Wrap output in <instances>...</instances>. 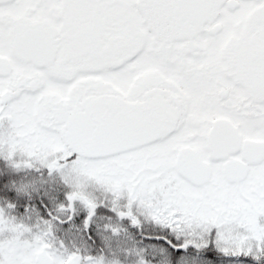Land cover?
I'll return each mask as SVG.
<instances>
[{"label":"snow or ice","instance_id":"snow-or-ice-1","mask_svg":"<svg viewBox=\"0 0 264 264\" xmlns=\"http://www.w3.org/2000/svg\"><path fill=\"white\" fill-rule=\"evenodd\" d=\"M4 149L74 175L85 227L92 181L194 237L158 264L213 247L259 264L264 0H0ZM29 232L0 211V264H82Z\"/></svg>","mask_w":264,"mask_h":264},{"label":"trees","instance_id":"trees-1","mask_svg":"<svg viewBox=\"0 0 264 264\" xmlns=\"http://www.w3.org/2000/svg\"><path fill=\"white\" fill-rule=\"evenodd\" d=\"M18 174L14 171L12 167H7L3 164L2 160H0V205L4 208L6 205L11 207L12 211L16 218L22 219V215L24 213L25 206L36 207L37 209H45L46 207L53 208L55 204H63L65 207L64 200H67V197H62L63 193H58L55 200L62 202L56 203L51 196H55L50 193L49 188L47 192H38V193H24L19 191L16 188V184L21 180ZM67 194V193H64ZM94 202L96 204L95 210L97 213H109L111 207L117 208L116 204H113L110 201V198L107 197L100 190H93L92 193ZM79 201V200H78ZM79 203H81L79 201ZM82 204V203H81ZM67 208H75L72 204L71 207L69 205ZM82 208L85 212H89V210L82 204ZM110 209V210H109ZM125 209V216L128 221V228L126 230L129 233L127 239L123 240L124 249L128 255H134L138 258H142V262L149 264H158L159 260L163 259L164 254L166 253V245L163 242L157 241L156 238L162 237L163 239L167 238L174 241L177 245L183 244L187 239L194 238L190 237L187 233L181 235L177 233H173L167 227L157 224L152 220L151 216L144 209L142 211H138L136 209H129L128 206L122 207ZM131 211V217L127 215V213ZM42 218L46 219L47 215L42 214ZM54 217H63L61 213L55 214ZM135 218L137 221V225L140 226V229H137V226H133L132 219ZM54 227L56 225V221H52ZM198 231V230H197ZM143 234L144 238L141 237ZM161 248V250L159 249ZM104 254H106L108 248L103 246ZM189 254L193 258L190 261V264H208L207 256L209 252H211L215 257L214 264H257V261L248 258H232V257H224L222 254L217 252L215 248L205 249L203 252L197 254L194 249H189ZM92 255H96V253H92ZM135 262L130 261L129 264H134ZM259 264H264V258L259 261Z\"/></svg>","mask_w":264,"mask_h":264},{"label":"rangeland","instance_id":"rangeland-1","mask_svg":"<svg viewBox=\"0 0 264 264\" xmlns=\"http://www.w3.org/2000/svg\"><path fill=\"white\" fill-rule=\"evenodd\" d=\"M0 160H2L3 164L7 167H12L14 171L20 176L21 179L18 184H16V188L24 193L29 192L31 193H38V192H47L48 188L51 194L55 193V196H51L52 199L56 198L58 193H63L62 197H67V200H64L65 207L63 204H55L53 206V209H59V208H67V206L71 203L75 208H82V204L79 203V201H72L70 202L68 200V196L71 195L73 192L78 191L80 189L77 188V179L74 175H71V180H69V172L65 169L64 171H53L49 172L45 176H41L40 172H44V170L47 168L46 165L42 164L37 159H30L27 156L17 152L14 156H12L11 159L7 158V150H0ZM25 164H30L31 167H26ZM16 165H20V167H16ZM24 167L27 168V170L24 169ZM87 196L89 200L94 202V198L92 197L93 190L102 191L103 194H105L107 197L110 198V201H114L116 203L117 208H121L124 206H128V196L127 193H123L119 199L116 198V196L113 195L110 191L106 190L103 186H100L96 184L95 182L89 181L86 186L82 189ZM67 193V194H64ZM55 200V199H54ZM56 203L62 202L61 200L57 201ZM3 208L2 205H0V211H2L6 218L12 220L15 224H20L28 229H30L29 233H26V238L31 239L34 236L42 235L44 233H50V235L47 236L46 242L51 243V232L50 227L52 228L51 218H54L55 212L49 213L50 216H47V219H43L41 222L39 221L40 214L36 207L32 206L29 207L28 205L25 206L24 213L22 215V219L16 218L14 215V212L12 211L11 207L4 205ZM46 209H52L49 207H46ZM136 209L138 211L144 210L138 203H134L131 206V210ZM41 223L45 224L46 226L42 225ZM199 232V230L197 231ZM67 239H74L73 237H68ZM54 249V247H52ZM58 252L63 253L64 255H71L70 253L73 251H76L79 255L82 256L84 259V263L87 258H91L93 261H99L97 257H92V253H90V250L88 248H78V247H66V248H60L57 247L55 249ZM92 255V256H91ZM106 261V260H104ZM102 264H109L107 261L106 263ZM129 264V263H128ZM134 264H142V262H135ZM143 264H149L144 263Z\"/></svg>","mask_w":264,"mask_h":264},{"label":"flooded vegetation","instance_id":"flooded-vegetation-1","mask_svg":"<svg viewBox=\"0 0 264 264\" xmlns=\"http://www.w3.org/2000/svg\"><path fill=\"white\" fill-rule=\"evenodd\" d=\"M27 170L26 167H24ZM50 171L48 167L44 172H40L41 176L47 175ZM113 204H116L114 201H111ZM109 213H97L92 216L87 227H85V220L89 215V212H85L83 208H59V209H38L41 222L44 218L41 217L42 214L50 216L49 213H61L63 217H54L51 218L52 221H56L54 227L53 223H50L51 232V243H49L54 250L57 247L66 248V247H78V248H88L90 253H96L92 256L97 257L102 263L109 264H128L132 262H142V258H138L134 255H128L124 249L123 240L127 239L129 236L128 231V221L127 217L124 216L121 218L120 213L125 214V209L111 207ZM46 220H48L46 218ZM126 221V222H125ZM46 226L45 224L41 223ZM137 229H140V226L135 224ZM68 237H73L74 239H67ZM141 237L144 238L143 234ZM162 238V237H159ZM121 239H123L121 241ZM163 239V238H162ZM163 242V240H157ZM164 243V242H163ZM103 246L108 248L106 254H104ZM161 250V248H159ZM71 255L76 254V251L70 253ZM82 264L84 259L81 255ZM106 260V261H104Z\"/></svg>","mask_w":264,"mask_h":264},{"label":"water","instance_id":"water-1","mask_svg":"<svg viewBox=\"0 0 264 264\" xmlns=\"http://www.w3.org/2000/svg\"><path fill=\"white\" fill-rule=\"evenodd\" d=\"M86 220H88V219H86ZM89 222V221H88ZM157 240H163L164 241V239H162V238H156Z\"/></svg>","mask_w":264,"mask_h":264},{"label":"clouds","instance_id":"clouds-1","mask_svg":"<svg viewBox=\"0 0 264 264\" xmlns=\"http://www.w3.org/2000/svg\"><path fill=\"white\" fill-rule=\"evenodd\" d=\"M68 176H69V180H71L72 177H71V174L70 173L68 174Z\"/></svg>","mask_w":264,"mask_h":264}]
</instances>
